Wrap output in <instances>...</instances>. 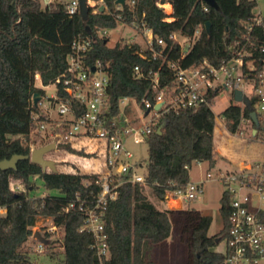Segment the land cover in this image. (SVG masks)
I'll return each instance as SVG.
<instances>
[{"label":"trees","instance_id":"16d2710c","mask_svg":"<svg viewBox=\"0 0 264 264\" xmlns=\"http://www.w3.org/2000/svg\"><path fill=\"white\" fill-rule=\"evenodd\" d=\"M103 1L106 8L95 12L91 7L85 20L80 12L70 14L61 0H0V161L31 152L33 117L40 114L38 120L45 119L42 109L33 103L34 93H45L42 88L35 89V74H41L44 85L50 84L68 67L72 44L79 37H92L85 56L91 68L98 60L107 64L112 116L121 115L122 99L133 98L146 110L145 100L155 102L161 88L175 84L168 60L191 66L206 58L211 65L220 67L225 61L242 58L243 65L236 66L245 80L250 70L259 77L264 69V15L254 12L257 0H216L218 8L204 0H125L124 4ZM168 1L169 10L174 5L172 20L166 19L168 13L158 5ZM119 22L139 30L143 22L148 23L154 30L155 50L142 47L134 39H120L110 46L104 31L117 27ZM207 22L211 23L209 33ZM180 37L193 40L194 44L184 50ZM141 48L146 57L136 52ZM252 65L254 68L249 67ZM136 66L140 71L135 70ZM154 72L159 75L158 87L153 85ZM229 84L230 81L216 83L206 92V102L171 110L153 125L145 142V183L127 181L131 173L123 174L119 178L126 181L119 186L118 198L103 208L110 251L103 262L93 246L92 232L81 230L88 208L95 205L101 189L98 175L44 171L30 159H20L17 168L0 167V206L7 207V212L0 215V264H34L31 247L26 243L30 238L38 243L32 235L40 217H51L63 229V264H156L150 258V244L170 236L177 214L182 216L185 229L190 230L188 264H224L225 253L215 247L227 237L228 192L225 190L221 199L223 228L214 235L209 234L211 215L193 206L167 208L165 196L190 181L187 172L192 161H207L210 167L217 164L220 153L214 142L216 115L212 105ZM58 93L65 94L62 84ZM255 102V97L249 105L233 101L221 113L227 130L236 133L242 121L249 120L257 129L254 137L259 138L260 124L251 118L253 111L258 115ZM35 176L42 179L47 189L58 193L31 196L11 190V180L33 188ZM52 248L46 246L42 251L56 256L59 251Z\"/></svg>","mask_w":264,"mask_h":264},{"label":"built area","instance_id":"2783aa9c","mask_svg":"<svg viewBox=\"0 0 264 264\" xmlns=\"http://www.w3.org/2000/svg\"><path fill=\"white\" fill-rule=\"evenodd\" d=\"M88 2L95 12L104 4L103 0ZM65 4L70 14L80 11L79 0H71ZM158 5L168 13L166 19H171L173 9L172 12L167 11L165 3L162 2H158ZM117 17L120 18V15ZM258 21H261L260 18ZM140 31L145 37L146 46L155 50L156 38L153 28L143 22ZM174 37L177 38L176 35ZM157 41L163 43L160 38H157ZM91 45L92 37H79L73 42L72 52L68 55V67L50 83L56 86L52 100L59 104L61 118H52L50 111L42 109L45 97L43 94L39 108L42 109L45 119L38 120L40 114L34 115L35 125L31 130L30 147L32 151L38 145L55 143L56 148L46 154V157L57 162L59 172L98 175L97 183L101 189L95 205L88 208L87 221L81 230L87 228L92 232L93 246L99 260L103 262L104 258L110 255L103 208L110 200L118 198L119 186L126 181L119 177L131 173L127 181L145 183L144 174H139L136 170L142 165L141 162L129 161L134 158V153L126 147L127 139L131 137L135 143H145L153 125L157 124L163 114L182 107L198 106L207 101L206 92L209 87L218 82L227 84L230 81L229 86L233 88V94L236 89H241L250 101L251 98H256L257 116L260 119L259 138L264 142V69L261 70L259 77L253 75L250 70L245 80L236 66L243 65L242 58L225 61L220 67L211 65L206 58L201 63L191 66H183L180 62L168 60L167 65L173 68L175 73V84H167L161 88L155 102L145 100V116L148 118L145 123L131 124L120 115H110L108 90L110 79L105 68L107 64L98 60L91 68L86 63V52ZM136 52L146 57L142 53V48ZM184 56L183 52L182 58ZM249 67L254 68L253 65ZM135 70L140 71L139 66H136ZM222 77L225 81H221ZM36 79L41 81V86L36 84ZM152 79L154 87L160 86L158 72L153 73ZM50 84L44 85L41 74H35V89H44ZM60 84L64 95L58 93ZM247 87L254 88L253 96L246 93ZM160 103L161 106L157 109L156 106ZM148 109L149 112L146 113ZM218 120L222 123L220 119ZM257 166H260V170L255 169ZM208 175L210 176V173ZM222 179L229 194L230 204L229 226L225 239L227 245L223 251L226 255L224 264H264V157L254 163H240L237 168L222 172ZM10 188L14 192L24 191L21 181L11 180ZM203 191L204 182L189 181L185 186L166 193L165 207L172 209H176L177 205L181 208L188 207ZM6 212L7 207L0 206V213ZM58 227L52 221L47 232L52 233ZM45 247V244L38 241L36 247L38 251Z\"/></svg>","mask_w":264,"mask_h":264},{"label":"rangeland","instance_id":"374dc122","mask_svg":"<svg viewBox=\"0 0 264 264\" xmlns=\"http://www.w3.org/2000/svg\"><path fill=\"white\" fill-rule=\"evenodd\" d=\"M42 2L49 3L55 0H41ZM68 2L71 0H61ZM171 2V1H168ZM166 2V3H168ZM165 3V4H166ZM167 11H174V5L165 6ZM257 16L264 15V0H257V6L254 9ZM169 20L173 17L170 15ZM109 36L108 44L115 45L120 39H134L141 43L142 47L146 46L145 37L135 26L119 22L117 27L107 31ZM180 43L184 50H188L194 44L193 40L184 37L179 38ZM221 81H225L221 78ZM226 84V82H224ZM36 84L41 86V81L36 79ZM45 97L42 104L44 111H50L52 118H61L59 114V104L52 100V95L56 92V86L50 84L44 87ZM249 96L254 95V88H245ZM233 88L231 85L224 89L215 99L212 109L216 115V128L214 131V142L217 150L219 151V160L214 167H210L207 161L194 160L188 169L189 180L192 182H204V191L199 193L198 196L191 201L190 206L195 207L203 214L212 216V224L209 229V234L214 235L218 233L223 227V218L220 212L221 199L226 189V185L222 179V172L231 171L238 167L240 163H254L260 158L264 157V142L260 138L253 136V128L251 121H242L240 129L236 133H232L223 124L222 112L233 102ZM236 102V101H235ZM122 119H127L131 124H143L148 118L145 116V110L133 98H124L120 103ZM69 115V114H68ZM220 119L222 121L219 122ZM38 145L37 147H40ZM126 147L134 153V158L129 161L135 162L136 160L142 161L143 165H139L136 170L139 174H145L147 171L148 159V145L147 143L138 144L130 137L126 141ZM55 156V154H52ZM260 170V166L255 167ZM49 170V169H48ZM60 170V169H59ZM210 173V176L208 175ZM33 188L27 189L24 186L25 193L31 196H44L47 194H57L58 190L47 189L41 178L33 177ZM151 193V192H150ZM176 209H185L177 205ZM1 215V213H0ZM52 224L51 217H40L34 227L41 229L42 233L52 239L49 246H52L54 251H59L56 256H52L45 251H36L37 242L32 238L26 243V246L31 247V257L34 264H63L64 254L60 248L61 239L63 237V229H58L52 233L47 232V229ZM190 230L185 229L182 216L177 214L174 217V224L172 226L171 234L168 238L160 243H151L150 258L156 264H188L189 262V245L188 236ZM226 240L220 241L216 249L220 251L226 250Z\"/></svg>","mask_w":264,"mask_h":264},{"label":"water","instance_id":"95a60500","mask_svg":"<svg viewBox=\"0 0 264 264\" xmlns=\"http://www.w3.org/2000/svg\"><path fill=\"white\" fill-rule=\"evenodd\" d=\"M208 5L213 6L215 8H218V4L216 2V0H204ZM125 0H116L117 4H124ZM79 4H80V14L81 16L86 20L89 16V12L90 9L92 7V5H90V3L88 2V0H79ZM106 8L105 4H102L99 7L100 11H103ZM210 22L206 23V30L209 33L210 32ZM234 100L236 102H243L247 105L250 104V99L248 98V96L246 94H244L243 90L241 89H236L234 91ZM43 98V95L39 92L34 93L33 95V103L36 107H40L39 106V101ZM161 103L158 104L156 106V108H160ZM149 112V109L147 110L146 113ZM251 118L252 120L258 124V116L256 114L255 111L251 112ZM256 128H254L253 130V134L256 133ZM161 131V126L158 128V132ZM56 148L55 143H50V144H46L40 147H37L35 149H33L29 154H14L11 158H6L0 161V167L3 170L6 169H10V168H17V163L20 159H30L32 162L38 163L42 166L44 171H47L48 169H50L53 172H59L58 167H57V162L53 159H49L46 157V154H48L49 152L53 151ZM33 238L37 239L38 241L42 242L43 244H45L46 246H49L52 239L46 237L43 233L41 229H36L33 233ZM216 241L219 242V238H216Z\"/></svg>","mask_w":264,"mask_h":264},{"label":"bare ground","instance_id":"6f19581e","mask_svg":"<svg viewBox=\"0 0 264 264\" xmlns=\"http://www.w3.org/2000/svg\"><path fill=\"white\" fill-rule=\"evenodd\" d=\"M165 6H169V4H168V3H166V4H165Z\"/></svg>","mask_w":264,"mask_h":264},{"label":"crops","instance_id":"0c3cea01","mask_svg":"<svg viewBox=\"0 0 264 264\" xmlns=\"http://www.w3.org/2000/svg\"><path fill=\"white\" fill-rule=\"evenodd\" d=\"M169 3V2H168ZM219 152V151H218Z\"/></svg>","mask_w":264,"mask_h":264}]
</instances>
